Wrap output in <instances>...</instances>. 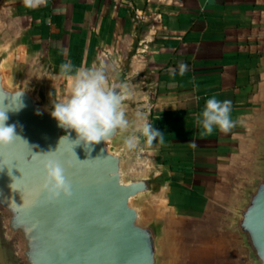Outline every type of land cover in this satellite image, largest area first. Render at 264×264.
Returning <instances> with one entry per match:
<instances>
[{
	"label": "crops",
	"instance_id": "crops-1",
	"mask_svg": "<svg viewBox=\"0 0 264 264\" xmlns=\"http://www.w3.org/2000/svg\"><path fill=\"white\" fill-rule=\"evenodd\" d=\"M0 39L54 103L72 86L62 63L107 76L134 54L130 134L147 122L164 140L141 137L133 167L162 182L146 208L165 222L167 264H243L227 227L264 132V0H0ZM213 96L235 127L201 135Z\"/></svg>",
	"mask_w": 264,
	"mask_h": 264
},
{
	"label": "water",
	"instance_id": "water-1",
	"mask_svg": "<svg viewBox=\"0 0 264 264\" xmlns=\"http://www.w3.org/2000/svg\"><path fill=\"white\" fill-rule=\"evenodd\" d=\"M133 57L107 75L109 86L131 92ZM52 103L10 63L0 39V110L11 108L7 124L22 138L0 147V264H167L165 222L146 208L162 182L133 167L135 153L123 143L130 127L77 144L76 132L52 117ZM133 107L131 94L122 104L129 122ZM48 151L64 167L71 197L50 199L43 190L45 156L34 154ZM227 231L243 264H264V132Z\"/></svg>",
	"mask_w": 264,
	"mask_h": 264
},
{
	"label": "clouds",
	"instance_id": "clouds-1",
	"mask_svg": "<svg viewBox=\"0 0 264 264\" xmlns=\"http://www.w3.org/2000/svg\"><path fill=\"white\" fill-rule=\"evenodd\" d=\"M42 2L43 0H24L27 7H35ZM179 70L183 74L188 70V65L181 63ZM175 71L170 69L173 75ZM60 75L70 77L72 86L66 99L52 103L51 115L58 121L59 126L76 132L77 144L106 142L114 134L129 129L130 122L122 108L124 100L131 95L129 86L127 84L109 86L103 64L86 69L75 68L69 61L60 65ZM10 109L4 107L0 110V147L3 148L12 145L16 139H22L16 134V125L7 124V112ZM18 109L19 107L16 108ZM231 111L230 100L220 101L215 96L208 98L197 121L203 130L201 135H211L214 128H219L225 133L229 132L235 127ZM138 131L139 135L132 133L124 138L123 143L127 150H136L140 145L141 137L147 145H152L157 140L163 143L164 133L155 129L151 123H142ZM64 138L65 136L61 140ZM41 154L45 156L43 165L47 173L43 190L49 194L50 199L59 198L61 194L71 197V185L65 179L64 167L60 160L54 158L53 151L34 155ZM67 166L71 167V162H67Z\"/></svg>",
	"mask_w": 264,
	"mask_h": 264
}]
</instances>
